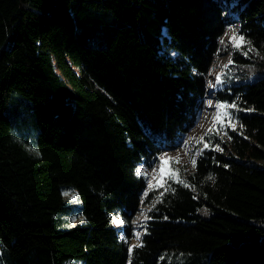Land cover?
<instances>
[{
    "label": "trees",
    "instance_id": "obj_1",
    "mask_svg": "<svg viewBox=\"0 0 264 264\" xmlns=\"http://www.w3.org/2000/svg\"><path fill=\"white\" fill-rule=\"evenodd\" d=\"M231 1L0 0L5 264H129L147 187L136 169L194 126ZM235 4L259 56L236 50L217 97L254 111L234 113L243 129L228 128L231 140L205 136L223 152L198 156L180 178L190 187L169 182L131 264H264V0ZM73 216L83 223L67 226Z\"/></svg>",
    "mask_w": 264,
    "mask_h": 264
},
{
    "label": "snow or ice",
    "instance_id": "obj_2",
    "mask_svg": "<svg viewBox=\"0 0 264 264\" xmlns=\"http://www.w3.org/2000/svg\"><path fill=\"white\" fill-rule=\"evenodd\" d=\"M224 7H225V10H227L228 8L236 7L235 0H233V3L231 4L226 3ZM228 30L232 31V36L230 37L229 43L232 45V48L234 50L242 51V54L245 57H247L249 53H254L256 56H259V52H257V50L251 45V41L247 40L243 34H239L232 28H229ZM219 43L220 45L224 46L225 50L227 49V45L225 44V40L223 38L219 40ZM219 51L220 50L218 49L217 55H219ZM261 58L264 59V57H261ZM233 63L234 61L231 58V54H229L228 64L225 65L224 67L228 68L230 65H233ZM209 75H211V73H209ZM225 75L226 73L221 72L220 74H217L215 76L214 82L211 80L207 81L206 87L208 89H212L213 91L208 94L209 98L204 102L206 107L208 108H212L213 105L215 107V112L213 114V119H212L213 126L208 129V134H212L215 132L216 135H220L222 133L223 135L221 136V139L223 138V136H228V132H227L228 128H231L232 131H237L238 125H239V128L241 129V134H242L243 125L239 124V118L236 115H234L235 112L254 111V109H250V108L249 109L240 108L239 104L237 103V101L239 100V97H237L236 100H234L231 103L220 101V102H215L214 104V101L211 98V96H213L216 91L223 90L224 85L227 84L228 80L231 79V76H228V78L225 79L224 78ZM145 134L151 136L150 130H145ZM228 139L231 140L232 139L231 136H228ZM245 139H247V137H245ZM200 142H203V147L199 148L195 152V155L190 160V163L193 169H195L197 165V160L195 157L200 156L205 150L223 152V148L220 146L219 143L213 146L211 136H209V139L207 141H205L204 138L201 137V141H198L197 143L199 144ZM183 144H184L185 149H187L188 142L183 141ZM29 151H36V150L29 149ZM185 154H188V153L186 152ZM37 155H39L38 152H37ZM158 161L159 163L156 165V167H153L151 169L150 173L143 168L138 167L136 169L137 176L147 179V189L148 190H153L155 188V189H163L164 191L160 192V195L155 198L153 203L146 210L142 208L140 215L137 217V222L140 221L141 219L145 221V223L141 225L144 228V232L137 231L134 233V237L138 241V243L131 245L128 248L129 264H131V256L133 254V250L135 248L143 247V243L141 242V236L147 234L146 221L151 219V217H149L147 213L153 211L157 203L163 202L161 197L164 195L165 192H168V191H172L173 193L175 192V188L171 187L168 181H173L175 183L181 184L185 188L190 187V185L186 183L184 180L179 179V169L173 167L174 164L181 163L179 154L177 155V157L172 158V157H168L167 153H164L158 157ZM157 169H158V175H157ZM149 176L150 178H148ZM207 179L212 182H215V178L212 175H209ZM154 181H155V184L153 183ZM144 195L147 196V192H145ZM64 196L69 197L75 203H79L77 193L65 192ZM141 203L143 204L144 201L141 200ZM203 211H204V214H207L206 208L203 209ZM110 219L112 223L117 227H120L121 225L125 223L123 219L118 218L117 216L110 215ZM165 219H167V217H165ZM83 221H84V218L80 217V222L83 223ZM75 223H76V220L73 219L72 224L68 226L69 227L75 226ZM120 239L125 240V242L127 243V240L125 239V236L123 234L120 235Z\"/></svg>",
    "mask_w": 264,
    "mask_h": 264
},
{
    "label": "rangeland",
    "instance_id": "obj_3",
    "mask_svg": "<svg viewBox=\"0 0 264 264\" xmlns=\"http://www.w3.org/2000/svg\"><path fill=\"white\" fill-rule=\"evenodd\" d=\"M223 1L226 2L228 0H223ZM231 3H233V0L231 1ZM235 15L236 14L234 12H232V10L230 8H228L226 10V12L224 13V16L227 18V20L229 21L230 24H228L226 26L224 34L219 38V40L221 38H223L225 40V44L227 45V49L225 50L224 46L220 45L219 40H218V45H219L218 49L220 50L219 51V55H217V52H216V54L214 56V60H213L212 65L210 67V70H209L208 74L206 75V81L211 80V81L214 82L215 76L217 74H220L221 72L227 73V69L230 67L229 66L228 68H225L224 66L228 64L229 54H231V58H233L234 52L236 50H234L232 48V45L229 43L230 37L232 36V31H229L228 29L232 28L233 30H235L236 32L241 34L240 33V24L238 22H235V18H236ZM209 73H211V75H209ZM212 91H213L212 89H208L207 88L206 95L203 98V106L198 111L197 118H196V121L194 123V126L187 133H184V134L181 135V137H180V146L177 149H175V150L165 151V152L162 153V154L167 153L168 157H172V158L177 157V155L179 154V158H180L181 163L173 165V167L179 169V179L187 177V175L190 174L194 170L192 165H191V163H190V160L195 155V152L199 148L203 147V142H200L199 144L197 142L201 141V137H203L204 140H205V136L208 135V129L213 126L212 125V119H213V114L215 112V107L213 105L212 108H208V107H206V105L204 103L209 98L208 94L211 93ZM217 92L218 91H216L215 94L213 96H211V98L214 101V104H215V102H220V100L217 97ZM222 135L223 134H221V136ZM183 141H187L188 142V148L187 149H185ZM25 146H26V148L28 150L29 149H35L34 146H33V143H29L28 142V143L25 144ZM31 152L35 153V151H31ZM186 152L188 154H185ZM162 154H160V155H162ZM195 158L197 160L198 156H196ZM158 163H159V161H157V163L155 164L154 167H156V165ZM139 168H143V169H145L146 171H148L150 173L151 169L153 167L150 168L145 163H141L139 165ZM157 175H158V169H157ZM148 178H150V176ZM146 181H147V179H146ZM169 182L170 181H168V183ZM153 183L155 184V181ZM152 191H156V193H155V197L153 198V200L149 203V202H147V197L149 196V194ZM163 191H164L163 189H155V188L153 190H148L147 187H146L144 193L147 192V196H145L144 193H143L142 200L144 201V203L140 205L139 210H138L137 214L135 215V217L133 219V223L132 224H133L134 233L137 232V231L144 232V228L141 225L144 224L145 221H143L141 219L140 221L137 222V217L140 215L141 209L143 208V209L146 210L153 203L155 198L160 195V192H163ZM65 192L77 193L75 190H73L71 188L70 189H66L64 191V193ZM65 200H66V202L68 204L75 203L69 197H65ZM149 213L150 212L147 213L148 216H149ZM115 216L120 218L118 215H115ZM73 219L76 220L75 224L80 222V217H76V216L68 217L67 220H66V225L67 226L71 225ZM124 224L121 225L119 228L121 230V234H123L125 236L124 230H123ZM146 224H147V221H146ZM143 236L144 235L141 236V242H142ZM136 243H138V241L134 237L130 241V246L134 245ZM1 250H2V245H1V242H0V256L2 254ZM1 258L2 259H0V264H5V262L3 261V257L2 256H1ZM73 264H78V263H73Z\"/></svg>",
    "mask_w": 264,
    "mask_h": 264
},
{
    "label": "crops",
    "instance_id": "obj_4",
    "mask_svg": "<svg viewBox=\"0 0 264 264\" xmlns=\"http://www.w3.org/2000/svg\"><path fill=\"white\" fill-rule=\"evenodd\" d=\"M1 256H2V255H1ZM1 256H0V259H2ZM2 257H3V256H2Z\"/></svg>",
    "mask_w": 264,
    "mask_h": 264
}]
</instances>
